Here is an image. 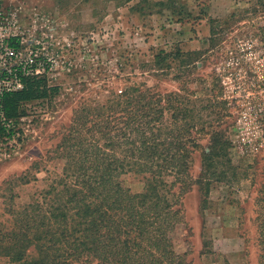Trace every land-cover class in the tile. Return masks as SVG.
Returning a JSON list of instances; mask_svg holds the SVG:
<instances>
[{"label": "trees", "instance_id": "obj_1", "mask_svg": "<svg viewBox=\"0 0 264 264\" xmlns=\"http://www.w3.org/2000/svg\"><path fill=\"white\" fill-rule=\"evenodd\" d=\"M103 1L130 6L136 16L168 12L184 21L178 0ZM234 17H207L208 49L217 47ZM205 54L178 45L151 49L143 68L171 76L180 85L176 91L131 84L101 101H82L56 146L64 162L60 176L11 211L12 228L0 231V254L10 264H187V253L174 244L185 225L183 197L196 186L204 211L213 185L234 172L224 129L228 101L215 72L200 75ZM59 91L46 77H31L22 91L4 97L5 115L19 118L27 105L50 102ZM195 153L201 157L196 178ZM130 173L141 176L140 193L122 181ZM259 192L264 204V183Z\"/></svg>", "mask_w": 264, "mask_h": 264}, {"label": "rangeland", "instance_id": "obj_2", "mask_svg": "<svg viewBox=\"0 0 264 264\" xmlns=\"http://www.w3.org/2000/svg\"><path fill=\"white\" fill-rule=\"evenodd\" d=\"M3 3L18 10L22 24L36 13L54 19L65 69L60 68L50 83L60 87L52 101L26 107L31 122L20 156L0 163V231L12 228L11 211L30 202L60 176L64 162L56 146L82 101H101L113 90L131 84L161 93L176 91L180 85L171 76H158L143 67L151 49L169 50L178 45L184 52L206 50L200 75L213 71L221 80L229 107L224 129L231 142L234 172L213 185L204 211L196 186L183 197L185 225H179L174 234L175 249L187 253V264H263L264 204L259 191L264 183V2L178 0L181 23L168 12L136 16L128 10L130 6L116 7L112 1ZM232 14L235 17L217 47L208 49L207 17L223 21ZM200 162V154L195 153L194 178ZM121 179L131 192L143 190L141 176L130 173ZM0 264L10 263L0 254Z\"/></svg>", "mask_w": 264, "mask_h": 264}, {"label": "built area", "instance_id": "obj_3", "mask_svg": "<svg viewBox=\"0 0 264 264\" xmlns=\"http://www.w3.org/2000/svg\"><path fill=\"white\" fill-rule=\"evenodd\" d=\"M61 48L50 15L36 13L22 24L18 10L0 0V163L20 156L28 142L31 122L27 112L19 118H8L4 97L22 91L31 77L44 76L51 85L56 72L65 69L60 61ZM66 67L69 72L71 64Z\"/></svg>", "mask_w": 264, "mask_h": 264}]
</instances>
